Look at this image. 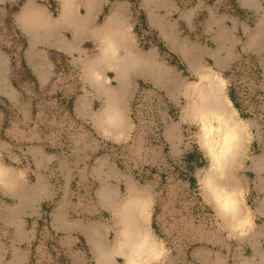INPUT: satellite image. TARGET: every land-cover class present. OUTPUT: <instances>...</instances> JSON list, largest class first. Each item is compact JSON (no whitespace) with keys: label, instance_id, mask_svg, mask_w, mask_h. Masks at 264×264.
I'll return each mask as SVG.
<instances>
[{"label":"rangeland","instance_id":"obj_1","mask_svg":"<svg viewBox=\"0 0 264 264\" xmlns=\"http://www.w3.org/2000/svg\"><path fill=\"white\" fill-rule=\"evenodd\" d=\"M27 1L0 0V51L8 61V77L19 92V101L21 97H27L26 93L19 88V85H23L29 79L35 83L40 92L49 91L45 89L47 87H41V89L38 87L27 69L25 61L23 65L27 69L28 74L20 77V79L17 76L16 56L20 55L24 60L29 51L30 38L19 25L16 23L15 26L11 25V21L15 22V15L20 12ZM32 1L36 6L44 10L47 9L48 13L45 11L47 16H51L53 13L57 15L58 5L56 1ZM124 1H128L131 6L130 13L133 30L136 26L138 27L137 34L134 32L133 34L139 51L155 52V61L165 71H168V75L174 78L177 77V79L180 77L181 79L180 83L176 84L177 86L175 85V89L171 95L167 93L166 89H162L159 85H154L147 80L142 89H139V86L137 89L136 81L139 78H134L132 82L133 89H131L128 104L121 109L117 108L120 114V122L118 125L116 124L117 128L111 129L112 132L118 134V137L113 139L99 134L95 129L93 120L90 118L89 120L86 119L88 115L80 116L77 113L75 105H77V100L81 97H85L90 105L88 110H86L87 112L92 111L95 113L101 109V100L95 96L94 91L88 85L82 82L75 96L65 100V102L60 98L61 93L59 91L52 96L53 100L51 99V101L53 103L49 106L52 108V112L59 111L61 113L60 109L62 108H64V111L70 110L77 124L80 127L90 129L93 136L99 140L102 148L97 154L88 156L82 150L85 141L81 142L80 147L77 144L79 142L77 139L65 135L49 139L48 141L44 140L49 143L47 152L50 151L49 147L54 150L61 147L65 148L66 164L75 161L74 163H81L83 168L86 165L87 179L86 182H82V171L80 180L82 187H79L80 190L85 189V191L81 190L79 195H75L80 200L87 202L91 207L93 206L94 212L85 220L86 223L83 225V230L95 263L98 264L97 250L88 239L93 229L101 233L100 240L102 244L105 245L107 251L112 253V264H125L126 261L121 252L113 251V249H115L116 242L119 240V232L121 231L118 212L131 198L137 199L140 208L137 217L140 231L150 235L155 243L153 254H149L151 257L146 256L140 264H183L178 261L173 250L171 238L166 230L168 229V225L172 223V219H178L187 212L190 216L188 219L181 221L183 223H181L180 228H185L183 224H203L207 227L208 231L219 234L224 233L226 236H229L221 220L216 215L213 200L207 195L208 189L207 191L204 189V184L207 181H215L216 184L212 187L221 188L229 181V179H224L229 171V167H227L226 172L217 173L214 171L212 159L204 149L205 145H215L218 142V132L216 130L218 121L214 115L194 114L189 109V103L192 102L190 98H193L195 94L193 92L188 96L186 95L184 88L189 87V85L205 89L210 84L216 85L224 99L225 110L229 112L237 124L240 132L238 146H242V151L239 156L236 154L232 158L231 163H236L232 174L234 181L238 184L239 200L246 212V218L254 230L255 236H257L261 229L264 228V209L262 210V206L264 205V170L255 168L253 165V161L260 156L264 157V150L258 149L261 147L264 149V0H172L177 3L174 6V10H159L155 12L159 17L166 15L172 24L179 21L180 33L175 35L174 40L176 45L182 42L187 44V49L184 52L186 55H190L188 53L190 46H197L202 51H217L220 47L219 42L223 39L229 46L231 53L228 69H222L220 66H216L214 60L212 61L204 57L199 60L189 58L188 56L186 58L181 55H178V57L171 56L166 47L165 49L159 48L162 45L161 39L157 32L143 18V16L145 17L143 0ZM197 6L199 9L194 10ZM215 21H220L224 25L222 36L214 25ZM87 49L89 50L90 48ZM39 51L47 52L46 55L53 62L54 71L60 70L64 73V69H68L72 70V73L77 76L80 66L78 64L76 66L72 65L73 67L66 66L65 55L61 51H54L53 49L41 46L37 52ZM89 51L95 53L94 48ZM192 66L204 68L206 75H197L191 72ZM108 77L110 78V83L114 85L112 73H108ZM148 87L153 88L149 97L150 101L146 100L144 102V109L142 107L143 113L140 111L138 114L140 118H144L146 123L142 122L137 127L132 113L138 108L136 106H141V102L145 100H142V98L148 92ZM69 92L71 93L72 91ZM229 97L232 98V102ZM29 98L26 105L28 113L26 111L25 115L22 114L23 116L18 114L20 129L23 124L24 126L31 125L32 119L36 117V105H34L33 101H30L33 100V97L31 98L30 96ZM8 117L9 113L0 106V140L7 141L11 146L22 145L27 148H39L41 145L42 147H46L47 143L43 141L42 144H37L39 142H18L16 139L6 137L4 134L6 128H10L13 131V128L8 123ZM96 124L98 125L99 123ZM142 125L147 127L149 134L142 141L144 146L157 147L164 150L168 161L177 172L176 195L179 200L176 204H173V202L170 204L167 201V196L171 193V186L165 172L161 168L156 165L149 167L146 164L141 166L135 164L124 167L118 162L114 153L109 150L112 147L127 146L135 141L138 131L143 127ZM24 128L27 129V126ZM157 144L158 146L161 145L162 148L156 146ZM258 144L259 147H257ZM249 146L251 147L249 148ZM245 147H248L249 151H246ZM192 151L200 154L199 164L204 162L201 167L195 168L192 172V176L195 178L194 183L190 181V174L184 170L183 160V157ZM33 153L35 157L38 156L36 151H33ZM1 158L2 156L0 155ZM23 162L26 172L23 170V173L18 174L14 172V168H11L13 166H9L11 169H14L12 171L0 162V183L2 185L0 187V264H12L14 260H18L17 257L21 259L26 258L28 260L26 264H34L36 260H40L41 254L44 260L52 258V263L50 262V264H65L64 252L59 249L57 250L55 244H53L55 253L37 252V246L41 241L40 237L42 236L43 240L45 239L44 227L47 221H49V213L56 207V203L60 201L61 196L64 195L62 186L65 187L66 185L65 170L62 169L61 162L57 160L49 166V168H53V177L49 176L47 179L44 177L46 180L44 183L47 186L44 188L45 194H43L41 180L40 178L37 179L39 171L37 172L34 169L35 167L28 159ZM6 163L8 164V162ZM8 165L11 164L9 163ZM95 166V173L99 178H102L98 181L100 183L99 187H97L98 182L92 179L91 175V170ZM111 166L120 173L130 175L137 182V186H135L125 177L127 178L125 179L127 189L121 186V198H117L114 188L107 186L105 182V179H107L111 181V184H116L113 179H110L115 174ZM221 173L222 175H220ZM216 178L218 179L217 181L215 180ZM36 179L37 182L35 183ZM46 188H48L47 191ZM95 189L100 205L107 208L112 216L98 205L93 197ZM148 189L150 192H148ZM29 195H38V201L32 209L27 210L22 215V220L26 225L25 239H23L17 237L21 234L23 228L21 222L16 221V216L28 206L29 202L27 198ZM104 196L107 197V203L103 202ZM149 196L151 201L149 202L151 204V215L149 217L151 233L148 231L146 224L147 198ZM212 196L216 198L218 203L225 200L218 199L214 194ZM163 204L168 205L167 211H178L180 213V215L178 213L176 216L170 214L173 218L165 219V228H163L164 230L166 229L165 231L156 223V218L161 213L160 208ZM2 218L14 225L16 234L13 233V228H8L4 225ZM162 232H165L166 235ZM230 237L233 238L232 236ZM256 240L257 237L250 240L252 247L254 246L253 242H256ZM238 241L241 244L236 243L235 247H240L241 252L236 250L237 252L234 255L233 249L231 254L227 255L224 250H220L221 254H223L221 256L223 260L222 264H240L241 262L259 264V259L256 258V251L249 247L251 245L248 246L250 241L247 239ZM256 243L259 248V256H262L264 259V237ZM81 249H85V252H88L84 240H81ZM190 251L191 249L188 252L189 257ZM45 254H48V256H45ZM87 255L89 257V254ZM89 264L93 263L89 261ZM202 264H205V262Z\"/></svg>","mask_w":264,"mask_h":264},{"label":"crops","instance_id":"obj_2","mask_svg":"<svg viewBox=\"0 0 264 264\" xmlns=\"http://www.w3.org/2000/svg\"><path fill=\"white\" fill-rule=\"evenodd\" d=\"M53 1H56L58 5L56 17L53 15H48V17L47 9L44 10L41 7L36 6L32 0H28L25 5H23L20 12L15 15V22L13 20L11 21V25L15 26L17 24L20 26L17 18L23 10H30V12L33 14H42L44 17H46L45 22L47 24L41 25V23L35 21L37 23L35 30L39 31V36L37 39H35L36 43L34 46L29 43V51L23 60V62L25 61V65H27V69L29 70L33 80L40 89L41 87H47L45 89L50 90L52 86L56 85L57 89L59 88L58 91L61 93L60 98L63 99L62 94H72V97H74L76 91L79 90V85L83 82L85 85H88V87L94 91L95 96L101 100V109L107 105L119 107L121 109L126 104H128L129 98L131 96V89H133L132 82L134 78H139V80L136 81L137 89L140 82L144 84L147 80L154 85H159L162 87V89H166L168 94H173L175 85L180 83L181 78L179 77V79H177V77L174 78L168 75V71H165V69H163L162 66L155 61V52L139 51L135 44L132 28L133 25L131 23V6L128 1ZM143 5V11L145 13V17L143 16V18L147 24L157 32L159 38L161 39L162 45H160V48L165 49L166 47L170 52L169 54L173 57H178V55H181L182 57L185 56V58L188 56L189 58L199 60L204 57L212 61L214 60L216 66H220L222 69H228L231 53L229 46L224 42L223 39L219 42V49L214 52H209L207 50L202 51L199 50L197 46H190V49H188V53L190 55H186L184 52L187 49V44L182 42L178 43L179 45H176L174 37L176 34L180 33L179 21H176V23L172 24L170 20L167 19L166 15L159 17V15L155 13L159 10H174V6L177 5L176 2L172 0H143ZM196 9H199V7H195L194 10ZM214 25L222 36L224 33L223 23L220 21H215ZM20 27L24 32H26L22 26ZM28 36L30 38V35ZM39 45L47 49H53L54 51H61V53L65 55V65L68 67H73L72 65L76 66L78 64L80 68L77 76L72 73V70L64 69L65 78L60 79V74H63V71H54L53 62H51L49 57L46 55L47 52H37L38 48L40 47ZM91 47L95 49V53L89 51L90 49H93ZM87 48L90 49L88 50ZM124 57H129V62L127 67H124L121 70L125 75V82L124 84H121L117 76L118 67L116 62ZM99 60H101V62H99ZM194 62L193 65L195 66ZM194 66H192L191 72L197 75H206L204 68H195ZM108 73H112L114 85L110 83ZM8 74V61L5 55H3L0 51V96L7 102V104L14 108L17 114L25 115L27 111L26 105L28 104L27 100L30 99V95L24 93L27 97H21L19 101V92L13 86V82H10ZM184 89L186 95L188 96V92L190 93L191 91L190 85ZM69 91L72 92L70 93ZM32 99L33 100L30 101H33L34 105H36V98L33 97ZM75 106L77 113L80 114V116L88 115L86 119L89 120L90 118L93 120L95 129L97 132H99V134L109 139L118 137L117 133H114L111 130H103L100 128L101 126L99 124H101L102 120L100 119L99 113L101 109L95 113L92 111L87 112L86 110H88L90 105L88 104V101L85 99V97H81L79 100H77V105ZM83 112L84 114H82ZM111 121L112 119H110V127H114ZM31 122V125H25L27 126V129L24 128L25 126L23 124L20 130L21 133L31 130L36 125V117L33 118ZM96 123L99 124L97 125ZM4 134L6 137L14 140L17 137L16 131H12L10 128H6ZM47 141L43 142L47 143ZM37 144H42V142ZM48 144L49 143H47L46 147H42L40 145L39 148H27L26 146L23 147L22 145L11 146V144L7 141L0 140V155L2 156L0 162L7 167L13 166L11 168H14V172L18 174L23 173V170L26 172L23 161L26 159L31 161L32 165L35 167L34 169L37 170V172L39 171V176L37 179L40 178L43 191L47 186V184L44 183V181H46L45 178L47 179L49 176L53 177V168H49V166H51L55 160L61 162L62 169L65 170L66 173V185L65 187L62 186V192L64 195L61 196L60 201L56 203V207H54L49 213V221H47V224L44 227L45 239L43 240L42 236L40 237L41 241L37 246V252L55 253V249L53 247V244H55L57 250L59 249L64 252L65 264H67L69 260H71L69 264H82L81 253L89 254V261L93 264H96L83 230V225L86 223L85 220L94 212L93 206L91 207L87 202L80 200L77 198V195H75H79L81 190L85 191V189H79V187H82L80 181L81 173L83 171L82 164L74 163L75 161L71 162L70 164H66L65 148L63 149V147H61L54 150L53 148L49 147L48 149L50 151L47 152ZM250 147L251 146H249V148ZM249 148L245 147V150L249 151ZM33 151H36L38 156L35 157ZM241 151L242 146H237L234 155L237 154L239 156ZM81 152L84 153L82 150ZM6 162H12L16 165H8ZM253 165L255 168L264 170V157L260 156L258 159L253 161ZM234 166H236V163H230L229 171L224 177V179H229L227 184H225L227 185V191L231 190L230 187L232 186L233 194L226 196V200H222L225 201L222 202L224 203L223 212H218V201L216 198H213L212 192L207 191V195L213 200V203L215 204L214 209L216 211V215L221 220V223L229 236H226L224 233L220 234L231 240L232 250L234 249L235 255V252H241L240 247H235L236 243L241 244V242L238 240L243 241L247 239L250 241L252 238L256 239L257 237V242L259 239L264 237V228L261 229L257 236H255L254 230L252 229L251 225H249V222L246 218V212L244 211V208L242 207L239 200L238 184L233 179L232 173ZM14 169L11 170L13 171ZM112 169L114 170L113 167ZM92 170V179H95L96 182L100 181L102 178H99L95 173L96 166ZM114 172L115 174L110 177V179H113L116 184H111V181L107 179H105V182L107 186L114 188L117 198H121V186H124L125 189H127L125 179L128 178V181L133 183L135 186H137V182L130 175L120 173L118 170H114ZM37 179L35 183L37 182ZM99 186L100 183L98 182L97 187ZM0 187H2L1 183ZM96 189L93 191V197L101 209H104V211L110 213L107 208H104L100 205L96 196ZM47 190L48 188H46V191ZM148 192H150L149 189ZM43 194H45V191ZM27 200L29 202L28 206L25 207L23 211H20L16 216V221L19 223L21 222L23 228L21 234L16 236L23 239H25L24 234L26 233V225L22 220V215H24L27 210L32 209V207L38 201V195H29ZM149 202H151L150 196L147 198L146 224L148 231L151 233L149 228L151 204ZM263 209L264 205L262 206V210ZM110 215L112 216L111 213ZM2 220L4 221V225L8 228H13V233L16 234L14 225L5 221L3 218ZM98 223L100 222L98 221ZM81 240H84L88 252H85V249H81ZM256 242H253L254 248L252 247L251 241L248 243V246L251 245L249 247L256 251V258L259 259V264H264L263 257L259 256V248L257 247L258 244ZM220 250L222 249L203 245L194 246L191 248L190 257L195 262V264H202L203 262H205V264H222L223 260L221 256L223 254H221ZM45 256H48V254H45ZM17 259L18 260H14L12 264H26L28 261L26 258L21 259L17 257ZM39 259L40 260H36L34 264L52 263V258L44 260L42 254L40 255ZM240 264L248 263L241 262Z\"/></svg>","mask_w":264,"mask_h":264},{"label":"water","instance_id":"obj_3","mask_svg":"<svg viewBox=\"0 0 264 264\" xmlns=\"http://www.w3.org/2000/svg\"><path fill=\"white\" fill-rule=\"evenodd\" d=\"M16 70L19 79L20 77L28 74L20 55L16 56ZM59 78L64 79L65 74H60ZM19 88L37 100L36 125L27 132L21 133V129L19 128V115L3 98L0 97V106L9 113L8 123L10 127L16 131V140L18 142H42L44 140L54 139L65 135L77 139L79 141L77 142L79 146L82 141H85V144L83 143L82 150L87 153L88 156L97 154L98 151L102 149L99 140L93 136L91 130L80 127L75 121L70 110L64 111V108H62L60 109L61 113H59V111L54 113L52 112V108L49 106L53 103L51 101L52 96L59 90L56 85L52 86L47 92H40L35 83L29 79V81H26L23 85H19ZM62 98L64 100H68L72 98V94H62ZM142 126L141 130L138 131V136L135 141L131 142L127 146L112 147L109 148V150L114 153L118 162L124 167L135 164L140 166L146 164L149 167L156 165L161 168L165 172L167 180L171 186V193L167 196V201L170 204L171 202L176 204L179 200L176 195L177 172L168 161L164 150L157 147L144 146L142 141H144L149 134L147 127L145 125ZM86 179V165H84L82 182H86ZM167 206V204L162 205L160 208L161 213H159L156 218V223L158 226H161L162 229L165 228L164 223L166 218H173L171 215L176 216L179 213L178 211H167ZM189 216L190 215L187 212L178 219H172V223L168 225V231L165 229L171 238L173 250L178 261L183 264H195L190 259L188 254L189 250L195 245H206L213 248H219L224 250L227 255L231 254V240L221 234L208 231L205 225L183 224L185 228H180L181 223H183L181 221L183 219H188ZM165 230L163 229V231ZM81 257L82 264H89V257L86 253H81Z\"/></svg>","mask_w":264,"mask_h":264},{"label":"bare ground","instance_id":"obj_4","mask_svg":"<svg viewBox=\"0 0 264 264\" xmlns=\"http://www.w3.org/2000/svg\"><path fill=\"white\" fill-rule=\"evenodd\" d=\"M45 19L46 17L42 14H33L30 10L21 11L17 18L20 26H22L26 33L30 35V44L33 46L36 43L35 39L39 36V31L35 30V26L37 25L35 21L44 25L47 24ZM99 62H101V60H99ZM128 62L129 57L121 58L116 62L118 67L117 76L121 84H124L125 82V75L121 70L122 68L127 67ZM190 90V93L194 92L195 94L193 98H190V101L192 102L189 103V109H191L194 114L199 113L200 115L205 116L214 115L215 119L218 121V127H216L218 132V142L215 145H205L204 149L212 159L214 171L217 173L226 172L239 144L238 137L240 132L237 124L229 112L225 110L224 99L216 85L210 84L206 89L190 86ZM117 108L118 107L107 105L100 111L99 116L102 120L100 128L106 130L117 128V125L120 122V114ZM110 119H112L111 122L114 127H110ZM220 175H222V173ZM209 179L211 180V178ZM215 180L217 181L218 179L216 178ZM214 184H216L215 181H207L204 184V189L206 191L208 189V191L212 192V194L218 199L226 200V196L233 194V188H230L231 190L227 191L226 186H222V188L212 187ZM103 202H108L106 196L103 197ZM223 205L224 203L222 202L218 203L217 210L219 213L223 212ZM139 209L137 199L131 198L118 212L121 231L119 232V240L116 242L113 251L121 252L126 261L125 264H140L146 256L153 254V250L155 249V243L151 236L140 231L139 221L137 219ZM100 234L101 233L98 230L93 229L88 237L89 241L97 250L98 264H112V253L107 251L105 245L102 244Z\"/></svg>","mask_w":264,"mask_h":264},{"label":"trees","instance_id":"obj_5","mask_svg":"<svg viewBox=\"0 0 264 264\" xmlns=\"http://www.w3.org/2000/svg\"><path fill=\"white\" fill-rule=\"evenodd\" d=\"M51 1H53V0H51ZM54 17L56 16V14L55 13H53L52 14ZM137 30H138V27L136 26L135 28H134V30H133V32L135 33V34H137ZM137 37H138V35H137ZM160 48V47H159ZM143 83H139V89H142L143 88ZM148 89V92H146L145 93V95H143L144 97L142 98V100L143 99H145V100H143L142 102H141V106H136V107H138V108H136L135 109V112H133L132 113V117L134 118V122H135V124L137 125V127H139L140 126V124L142 123V122H145V120H144V118H140L139 116H138V114H139V112L141 111H143V109H144V102L147 100H149L150 101V99H149V97H150V95H151V91H153V88L152 87H148L147 88ZM150 91V92H149ZM147 98V99H146ZM229 99L231 100V102H232V98H230L229 97ZM159 105V104H158ZM142 107H143V109H142ZM143 113V112H142ZM141 114V113H140ZM141 117H142V115H141ZM146 123V122H145ZM161 141V143H163L162 142V140H160ZM156 146H158V144L156 145ZM160 147H161V145H159ZM158 146V147H159ZM162 148V147H161ZM201 156H200V154H197V153H195V152H190V153H188V154H186L184 157H183V160H184V170L186 171V172H188L189 174H190V181L192 182V183H194L195 182V178H193V176H192V172H193V170L195 169V168H197V167H201L203 164H204V162H201L200 164L198 163V160H199V158H200ZM11 164V165H16V164H14V163H12V162H8V164Z\"/></svg>","mask_w":264,"mask_h":264},{"label":"built area","instance_id":"obj_6","mask_svg":"<svg viewBox=\"0 0 264 264\" xmlns=\"http://www.w3.org/2000/svg\"><path fill=\"white\" fill-rule=\"evenodd\" d=\"M234 87H235V86H234ZM235 89H236V88H235ZM257 147H259V144L257 145ZM258 149H260V150H262V151L264 150L262 147H261V148H258Z\"/></svg>","mask_w":264,"mask_h":264},{"label":"flooded vegetation","instance_id":"obj_7","mask_svg":"<svg viewBox=\"0 0 264 264\" xmlns=\"http://www.w3.org/2000/svg\"><path fill=\"white\" fill-rule=\"evenodd\" d=\"M64 100V99H63ZM64 102H65V100H64ZM160 232V231H159ZM161 233V232H160ZM163 234H165L166 235V233L165 232H162Z\"/></svg>","mask_w":264,"mask_h":264}]
</instances>
